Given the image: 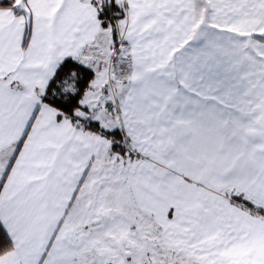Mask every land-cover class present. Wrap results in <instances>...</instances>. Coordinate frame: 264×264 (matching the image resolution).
<instances>
[{"label": "snow or ice", "instance_id": "obj_1", "mask_svg": "<svg viewBox=\"0 0 264 264\" xmlns=\"http://www.w3.org/2000/svg\"><path fill=\"white\" fill-rule=\"evenodd\" d=\"M0 264H264V0H0Z\"/></svg>", "mask_w": 264, "mask_h": 264}]
</instances>
